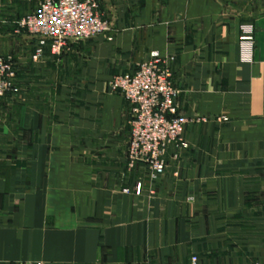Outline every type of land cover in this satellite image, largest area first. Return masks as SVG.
Returning <instances> with one entry per match:
<instances>
[{"label":"crops","instance_id":"0c3cea01","mask_svg":"<svg viewBox=\"0 0 264 264\" xmlns=\"http://www.w3.org/2000/svg\"><path fill=\"white\" fill-rule=\"evenodd\" d=\"M37 8L0 0L18 83L0 101V264H264V0H99L110 40L33 59L15 21ZM151 53L172 58L187 147L123 179L131 107L110 80Z\"/></svg>","mask_w":264,"mask_h":264},{"label":"built area","instance_id":"2783aa9c","mask_svg":"<svg viewBox=\"0 0 264 264\" xmlns=\"http://www.w3.org/2000/svg\"><path fill=\"white\" fill-rule=\"evenodd\" d=\"M35 12L27 13L15 21L18 30H24L37 41L32 58L37 59L47 43L53 53H59L70 41L92 39L105 35L112 38L109 23L103 19L99 0H37ZM254 45L250 25L241 26L239 39L240 59L251 61ZM172 58L151 53L150 59L129 73L117 74L110 86L130 104L129 136L125 169L127 178L138 165L146 167L151 178L162 175L166 169L164 153L168 145L176 149L187 146L184 140L187 120L178 113L177 94L172 81ZM16 69L11 57L0 56V101L7 92L16 93ZM141 181L132 191L139 195ZM190 264H197L192 256ZM250 264H258L252 262Z\"/></svg>","mask_w":264,"mask_h":264},{"label":"rangeland","instance_id":"374dc122","mask_svg":"<svg viewBox=\"0 0 264 264\" xmlns=\"http://www.w3.org/2000/svg\"><path fill=\"white\" fill-rule=\"evenodd\" d=\"M28 34V33H27ZM29 35V34H28ZM15 66V65H14ZM15 69H16V67H15ZM17 71V70H16ZM17 83V82H16ZM17 85H18V83H17ZM187 147V146H186Z\"/></svg>","mask_w":264,"mask_h":264}]
</instances>
